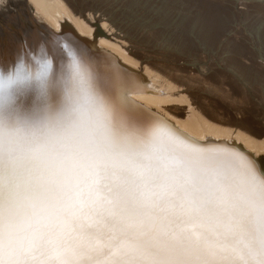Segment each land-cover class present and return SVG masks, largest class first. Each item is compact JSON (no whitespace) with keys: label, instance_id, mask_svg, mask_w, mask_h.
Listing matches in <instances>:
<instances>
[{"label":"clouds","instance_id":"9594fccd","mask_svg":"<svg viewBox=\"0 0 264 264\" xmlns=\"http://www.w3.org/2000/svg\"><path fill=\"white\" fill-rule=\"evenodd\" d=\"M41 94L70 111L74 134L53 171L23 189L15 208L4 198L5 224H15L13 241L25 264H144L195 246L130 226L127 217L138 209L125 195L129 177L118 164L125 154L136 157L144 180L191 191L209 208L246 207L264 195L243 160L226 149L177 148L127 113H113L100 70L71 35L21 50L0 66V114L10 98L27 107Z\"/></svg>","mask_w":264,"mask_h":264},{"label":"snow or ice","instance_id":"6c2138e0","mask_svg":"<svg viewBox=\"0 0 264 264\" xmlns=\"http://www.w3.org/2000/svg\"><path fill=\"white\" fill-rule=\"evenodd\" d=\"M131 90H109L107 106L113 113H127L177 148L224 149L202 146L166 117L132 100L127 95ZM5 103L8 111L0 114V264H25L13 241L15 224H5L4 198L15 208L23 189L42 182L53 171L59 149L74 134V123L70 111L58 110L46 94L27 107L17 104L15 98ZM226 150L243 160L250 179L264 186V171L252 156L238 149ZM118 164L129 177L126 198L138 209L127 217L130 226L195 242V246L169 253L163 260L146 259L144 264H264V195L246 207L222 204L209 208L191 191L181 193L172 184L144 180L133 155H123Z\"/></svg>","mask_w":264,"mask_h":264},{"label":"rangeland","instance_id":"374dc122","mask_svg":"<svg viewBox=\"0 0 264 264\" xmlns=\"http://www.w3.org/2000/svg\"><path fill=\"white\" fill-rule=\"evenodd\" d=\"M72 1L121 25L140 55L155 50L151 61L175 67L212 119L264 127V0ZM213 23L220 39L230 36V52L211 42Z\"/></svg>","mask_w":264,"mask_h":264},{"label":"bare ground","instance_id":"6f19581e","mask_svg":"<svg viewBox=\"0 0 264 264\" xmlns=\"http://www.w3.org/2000/svg\"><path fill=\"white\" fill-rule=\"evenodd\" d=\"M227 21L226 28L229 26ZM97 27L103 33L95 39L98 48L95 50L101 52L92 51L80 41L85 38L93 40ZM211 27L216 31L210 36L211 42H220V48L230 52V36L223 33L224 38L220 39L214 23ZM121 28L118 23L76 7L72 0H0V66L13 62L25 45L35 48L56 35H71L88 50L112 92L133 89L127 93L132 100L166 117L189 137L202 142L204 147L231 150L238 149L234 144H240L250 156L264 155V127L256 129L246 123L209 117L187 94V84L174 73L178 70L167 63L162 65L151 61L150 54L155 50H144L145 53L140 55L138 45L135 47L129 43L128 34L120 35ZM67 29L73 34L65 33ZM117 60L137 73L124 69Z\"/></svg>","mask_w":264,"mask_h":264},{"label":"water","instance_id":"95a60500","mask_svg":"<svg viewBox=\"0 0 264 264\" xmlns=\"http://www.w3.org/2000/svg\"><path fill=\"white\" fill-rule=\"evenodd\" d=\"M65 33H71L73 34L70 29H67L65 31ZM102 30L97 27V29L95 30L94 32V35H93V40L89 41L88 39H82L80 40L81 42L85 43L88 45V47L92 50V51H95V52H101V51H96L95 49H98L96 44H95V39L97 38L98 35L102 34ZM118 64L123 67L124 69L128 70V71H131V72H134V73H137L136 71H133L129 66L125 65V64H122L119 60H117ZM240 151L242 152H246V151H243V148L240 146V144H234ZM253 157V156H252ZM254 160L257 162L258 164V167L261 171H264V155L263 156H259V157H253Z\"/></svg>","mask_w":264,"mask_h":264}]
</instances>
